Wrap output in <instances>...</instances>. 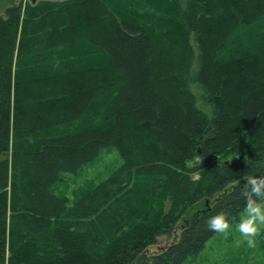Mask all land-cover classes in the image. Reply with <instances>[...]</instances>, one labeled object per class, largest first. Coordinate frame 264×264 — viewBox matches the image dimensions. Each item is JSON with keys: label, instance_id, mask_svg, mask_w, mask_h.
I'll list each match as a JSON object with an SVG mask.
<instances>
[{"label": "trees", "instance_id": "1", "mask_svg": "<svg viewBox=\"0 0 264 264\" xmlns=\"http://www.w3.org/2000/svg\"><path fill=\"white\" fill-rule=\"evenodd\" d=\"M81 47L105 63L71 71L67 58L52 76L22 75L23 60L75 59ZM193 63L213 119L191 91ZM75 122L78 131L55 133ZM263 139L264 0H70L0 13V264H136L172 237L175 219L134 225L132 169L74 204L55 192L121 142L135 167L170 177L175 202L203 205L143 264L195 260L221 233L209 217L223 212L234 224L248 196L260 199L246 176H264Z\"/></svg>", "mask_w": 264, "mask_h": 264}, {"label": "rangeland", "instance_id": "2", "mask_svg": "<svg viewBox=\"0 0 264 264\" xmlns=\"http://www.w3.org/2000/svg\"><path fill=\"white\" fill-rule=\"evenodd\" d=\"M69 1L70 0H0V13L4 14L15 4H22L23 13H26L28 10L30 11L34 10V8H38L41 4L60 5ZM114 4L118 6L119 3L116 1ZM85 48L86 47H83L81 50L77 51L75 59L71 57L73 52L69 51L61 53V55L66 56L60 59L57 56V52H52L50 54L40 52L38 55L23 60L19 64L22 67V75L27 77L30 72H38V70L41 69L40 71L43 75L52 76L60 71L58 66L60 63L61 66H63V64L67 62V58L71 61L73 60L67 65L71 71L77 68L83 71L87 70L89 69L88 63L91 62H95L96 64L105 63L99 52L93 56L92 51ZM62 58H64V60ZM53 59L57 60L56 64L59 61L57 66L53 63ZM19 65L15 64V71L18 69L17 66ZM43 68L47 70L43 71ZM65 69L66 68L62 71ZM81 72L82 71L79 73ZM196 72L197 64L193 63L189 72L191 77V91L197 100L199 110L209 119H213L216 116L214 106L208 101L207 96H205L204 92L200 89V86L193 81ZM103 120V115H101L100 119L96 121L95 124H101ZM69 125L67 129L65 127L66 125L56 127L55 133L57 135H62L66 130L73 132L82 128L81 123L78 122ZM252 139L254 140L255 138ZM263 144L264 139L261 145ZM131 154L132 147L128 145L125 146L122 142L119 147L103 150L94 163L84 166L77 175H64L61 183L55 187V192L58 195L67 197L71 204H74L80 202L88 192L92 193L104 184L115 181L116 179L123 180V178H128L125 177V174L132 169V176H130V182L127 181L128 184L125 190L127 193L125 194H127L126 196L132 194L135 198L133 206L138 210L137 216L139 217L133 219L134 225H140L152 230L162 225L167 220L171 219V222L172 219L177 220L172 237L169 235L159 237L157 244L149 247L140 256L136 264H143L153 255L161 253L171 244L177 242L184 227L192 221L195 214L199 213L203 205L200 201L196 203H191L192 201L190 200L184 202L179 200L175 202V197H173L175 189L171 186L170 177H162L154 172L149 173L148 171L138 169L134 166L135 163H131ZM191 177L193 180H198L200 177L199 172L191 174ZM219 197L220 196H216V198L211 200V206ZM240 220L233 225L238 224ZM258 240L259 243L257 248L250 249L247 247L246 240H243L238 231L233 229L229 231L227 235L221 232L207 244L205 251L197 259L190 260L186 264H264V236L258 237Z\"/></svg>", "mask_w": 264, "mask_h": 264}, {"label": "clouds", "instance_id": "3", "mask_svg": "<svg viewBox=\"0 0 264 264\" xmlns=\"http://www.w3.org/2000/svg\"><path fill=\"white\" fill-rule=\"evenodd\" d=\"M246 179L251 185V192L260 199L248 196L247 203L241 212V220L236 225H233L223 212L209 217L208 224L211 229L226 235L233 229L238 231L243 240H246L247 247L256 249L259 243L258 237L264 236V177L247 175Z\"/></svg>", "mask_w": 264, "mask_h": 264}]
</instances>
